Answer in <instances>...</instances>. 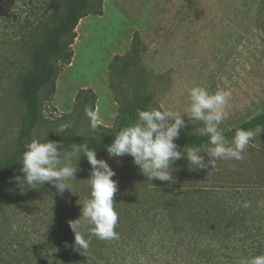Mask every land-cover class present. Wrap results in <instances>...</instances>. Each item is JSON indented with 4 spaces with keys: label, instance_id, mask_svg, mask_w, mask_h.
I'll use <instances>...</instances> for the list:
<instances>
[{
    "label": "rangeland",
    "instance_id": "1",
    "mask_svg": "<svg viewBox=\"0 0 264 264\" xmlns=\"http://www.w3.org/2000/svg\"><path fill=\"white\" fill-rule=\"evenodd\" d=\"M43 1L0 0V168L16 148L26 113L20 79L30 66L31 47L22 39L21 24ZM92 2L99 12L90 11L81 18L72 61L60 71L53 97L44 101L42 119L28 144L57 133L63 124L71 126L59 134L75 128L86 134L88 117L85 112L78 114L75 106L78 93L85 89L95 93L94 112L99 124L107 127L113 126L120 109L139 86L153 96L147 110L163 107L181 112L188 107L187 88L199 85L210 92L230 91L228 117L220 125L223 133L264 112V0ZM137 37L141 51L128 65L127 56ZM184 119L188 121L186 115ZM202 127L200 122L188 123L181 132L200 134ZM253 142L264 145V133ZM97 158L106 160L116 173L112 177L118 182L115 230L153 226L155 223L141 219V214L159 202L158 192H154L157 186L164 182L170 185L174 180L149 181L129 155L110 158L107 152H100ZM241 161L231 163L238 166ZM176 163L188 162L181 158ZM22 167L12 178L23 175ZM77 167L76 180L71 181L73 192L63 195L51 184L35 190L25 186L23 192L12 178L3 184L0 264H70V257L113 259L122 264H203L195 257L140 258L134 257V252L123 257L119 239L106 241L87 235L85 238L91 239L89 249L74 250L75 233L69 221L81 217L82 204L91 193V165L86 156L80 158ZM207 264L224 261L211 257Z\"/></svg>",
    "mask_w": 264,
    "mask_h": 264
},
{
    "label": "trees",
    "instance_id": "2",
    "mask_svg": "<svg viewBox=\"0 0 264 264\" xmlns=\"http://www.w3.org/2000/svg\"><path fill=\"white\" fill-rule=\"evenodd\" d=\"M90 11L99 12L92 0H44L23 19L21 36L31 47L30 66L20 79L26 113L16 148L0 168V188L21 166L28 138L42 119L44 101L53 97L60 71L74 56L76 28ZM134 41L127 56L128 65L137 60L141 51L140 39L137 37ZM152 99L139 86L120 109L112 127L99 124L97 132L92 133L88 118L87 135L75 128L64 134L50 133L40 142L59 141L69 146L87 143L96 153L107 152L106 147L113 143L115 134L134 124L137 109L147 110ZM95 102L93 91H80L75 105L77 113H84L86 108L94 111ZM257 126H264V112L223 134L231 141L237 129L255 130ZM207 141L208 137L200 134L181 132L175 142L183 150ZM202 155L209 159L206 154ZM244 157L238 166L231 160H220L214 169L209 166L203 170H190L188 163H175L174 183H160L154 190L158 192L159 202L148 211L143 210L140 217L155 224L118 232L123 257H130L131 252L140 258L195 257L203 264L211 257H221L224 264H240L243 259L264 254V205L260 203L264 201V145L252 141ZM217 182L223 183L217 185ZM245 201H250L251 206L244 208ZM69 259L70 264H122L96 257Z\"/></svg>",
    "mask_w": 264,
    "mask_h": 264
},
{
    "label": "clouds",
    "instance_id": "3",
    "mask_svg": "<svg viewBox=\"0 0 264 264\" xmlns=\"http://www.w3.org/2000/svg\"><path fill=\"white\" fill-rule=\"evenodd\" d=\"M188 107L181 111L171 108L140 110L137 109V121L115 134L113 143L106 147L110 158L126 155L133 157L134 164L149 181H172L176 161L184 158L190 170L216 167L217 161L243 160L244 153L257 135L264 133V126L255 130L237 129L229 141L220 125L227 119L230 108V91L210 92L204 86H193L186 89ZM90 121L92 133L99 128L97 114L85 109ZM185 115L188 121L184 119ZM203 124L198 131L201 136L208 137L207 143L198 147H184L175 142L179 139L181 129L188 123ZM71 125L63 124L57 134L66 131ZM197 129L195 128L194 131ZM206 154L209 159H205ZM86 156L91 165L90 198L82 204V215L79 219L69 221L75 233L74 250L87 251L91 244L89 237L99 240H118L119 233L115 230L119 215L114 206V196L118 191V182L113 180L115 171L104 159H98L96 150L90 149L87 143H73L64 148L59 141L40 142L34 140L26 146L22 155L21 172L12 180L20 191L38 189L39 186L51 184L60 195L65 191L73 192L71 181L76 180L78 162ZM73 160L77 163L74 165ZM119 162V161H118ZM264 204V201L260 202ZM244 208L251 206L250 201L243 202ZM88 226H92L89 228ZM84 231H81V230ZM240 264H264V254L243 259Z\"/></svg>",
    "mask_w": 264,
    "mask_h": 264
}]
</instances>
